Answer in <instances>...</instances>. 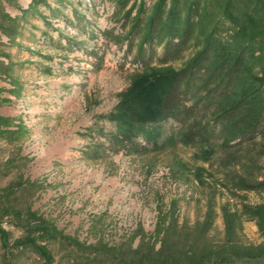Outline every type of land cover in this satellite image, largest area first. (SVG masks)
Listing matches in <instances>:
<instances>
[{
    "label": "rangeland",
    "instance_id": "374dc122",
    "mask_svg": "<svg viewBox=\"0 0 264 264\" xmlns=\"http://www.w3.org/2000/svg\"><path fill=\"white\" fill-rule=\"evenodd\" d=\"M202 1L221 19L229 3L264 8ZM47 4L0 0V264H264V139L225 151L217 141L186 146L167 120L137 132V152L111 143L139 64L125 38L117 45L102 33L125 37L129 25L110 0ZM218 24L226 37L238 28ZM209 31L171 66L182 68ZM36 220L55 238L27 242Z\"/></svg>",
    "mask_w": 264,
    "mask_h": 264
},
{
    "label": "trees",
    "instance_id": "16d2710c",
    "mask_svg": "<svg viewBox=\"0 0 264 264\" xmlns=\"http://www.w3.org/2000/svg\"><path fill=\"white\" fill-rule=\"evenodd\" d=\"M47 1L32 0V5L47 8ZM110 1L115 15L123 14V28H129L125 37L112 31L102 34L117 45L125 38L130 51L136 48L134 60L139 64L129 88L120 95L115 118L118 132L111 143L128 144L137 152V132L167 120L179 126L177 140L186 146L205 147L217 141L225 151L264 139V8L246 13L231 9L229 3L227 10L243 17L237 25L230 13L215 18L202 0H156L149 9L143 0ZM244 19L248 24L244 25ZM220 21H231L238 27L236 32L223 36L226 27ZM208 27L200 51L174 69L171 65L196 32ZM54 234L52 225L36 220L25 239L34 246L55 238ZM0 238L4 240L3 235ZM35 248L41 258L51 261L44 247Z\"/></svg>",
    "mask_w": 264,
    "mask_h": 264
}]
</instances>
